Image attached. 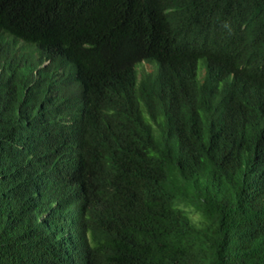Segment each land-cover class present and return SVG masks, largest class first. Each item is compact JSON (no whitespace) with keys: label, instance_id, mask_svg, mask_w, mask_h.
I'll return each mask as SVG.
<instances>
[{"label":"trees","instance_id":"trees-1","mask_svg":"<svg viewBox=\"0 0 264 264\" xmlns=\"http://www.w3.org/2000/svg\"><path fill=\"white\" fill-rule=\"evenodd\" d=\"M254 76L264 0H0V264H264Z\"/></svg>","mask_w":264,"mask_h":264},{"label":"clouds","instance_id":"clouds-1","mask_svg":"<svg viewBox=\"0 0 264 264\" xmlns=\"http://www.w3.org/2000/svg\"><path fill=\"white\" fill-rule=\"evenodd\" d=\"M150 64V63H149ZM152 65V64H151ZM153 66V65H152ZM153 70V69H152ZM151 70V71H152ZM150 72V71H149ZM203 73H204V69H199V75H200V77L203 75ZM260 78H264V77H256V76H254V77H252L248 82H246L245 84H244V86L245 87H247V88H257V85H258V83H259V79Z\"/></svg>","mask_w":264,"mask_h":264},{"label":"rangeland","instance_id":"rangeland-1","mask_svg":"<svg viewBox=\"0 0 264 264\" xmlns=\"http://www.w3.org/2000/svg\"><path fill=\"white\" fill-rule=\"evenodd\" d=\"M198 68L199 69H204V66H203L201 60L198 62ZM152 69H153V66L151 64L145 62L138 68V71H139V73H141V71H145V72L148 71L149 72Z\"/></svg>","mask_w":264,"mask_h":264}]
</instances>
